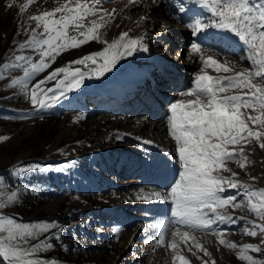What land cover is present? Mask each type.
Instances as JSON below:
<instances>
[{"label":"rangeland","instance_id":"obj_1","mask_svg":"<svg viewBox=\"0 0 264 264\" xmlns=\"http://www.w3.org/2000/svg\"><path fill=\"white\" fill-rule=\"evenodd\" d=\"M47 1L36 0L22 12L21 5L26 0H0V66L10 63L16 55H31L33 60L38 59L30 49L21 50L20 45L28 39L31 28L35 27V22L30 21L28 17L53 8ZM124 3V0L114 4L100 1L104 9L115 10L114 18L101 29L100 41H90L61 53L48 69L31 79L29 88L38 80L44 79L53 69L68 66L73 60L101 51L106 46L104 40L110 42L125 31L133 38L143 36L144 43L148 38L149 43L146 42V45L149 51L167 60H174L177 50L173 48L171 54H167V45L163 41L157 45L158 41L152 39L153 36H156V39L171 37L168 31H162L168 22L156 16L157 12L149 11V14L147 12L144 15L143 11L134 10L140 8L138 5L128 6L124 13L127 7ZM153 6L158 13L162 12V6ZM138 16H146L148 19L141 24L143 19ZM151 18H154V21ZM114 19L118 23L117 27L113 25ZM133 27L137 29L130 34ZM131 60L133 62L131 58L128 63H131ZM180 62H185L184 57ZM71 66L87 71L83 65ZM135 66L141 67L134 64ZM123 67L121 59L104 76L86 77L80 89L68 93L65 99L52 108L43 110H38L31 104L30 94L26 95L19 86H10L13 78L23 75L22 69H12L0 76V137H7L6 140H0V193L4 194L0 199H6L7 194L13 191L17 192V199L0 209V216L19 219L16 207L20 202L30 201L32 214L22 215L20 223L55 222V228L49 229L32 243H38L47 237L53 247L43 252L60 251V256L54 260L57 264H71L73 260H76L77 264H171V251L155 243L159 238V230L152 227L170 218L171 209L157 215L147 207L149 200L137 199V195L149 193L148 186L141 182L145 169L140 171L132 164L124 173L117 156L125 158L129 151H132L133 156L128 159L134 163L140 158V164L145 167L150 164L155 154L152 150H135L140 148L136 141L148 139L152 143L165 145L174 153L172 140L164 132L160 133L159 128L153 124H148V127L139 133V126H144V123L138 124L139 119H129V122L124 123L120 119L107 118L100 110L103 105L91 95L97 91L101 82L113 79ZM199 67L200 64H197L192 73H189L191 80L184 84L182 91L191 86L193 73ZM129 73L128 71L124 77ZM54 84L55 81L50 80L43 87L47 89ZM69 95H73L77 100H70ZM79 95L82 97L79 98ZM179 98L181 97L178 95L172 100L174 102ZM154 127L156 131L152 129ZM118 136L121 138L118 139ZM247 151L251 163L245 169H240L235 163H229L228 166L238 173L237 179L243 183L253 188L264 187V150L253 145ZM98 154L104 155V158L98 157ZM93 156L99 161H93ZM17 167L27 171L16 175L14 169ZM7 182L18 184L13 183V188L7 189ZM229 192L234 194L235 190L230 189ZM140 205L144 207L137 209ZM41 211V218H37V213ZM227 214L242 219H237L236 223L218 222L213 226L225 233V239L237 244H260L259 236L249 237L242 233L247 220H256L254 215L246 209L232 208L227 209ZM172 230L166 229V242L172 239ZM57 235L59 239L56 238ZM194 235L211 256L206 257L198 252L197 255L201 259H197L184 249L183 254L190 264H202V260H207L209 264L212 260L216 264H245L237 259L236 250L220 245L215 235L201 231H196ZM193 251L196 250L193 248ZM249 254L264 258L259 253ZM68 257L71 258L70 262Z\"/></svg>","mask_w":264,"mask_h":264},{"label":"snow or ice","instance_id":"obj_2","mask_svg":"<svg viewBox=\"0 0 264 264\" xmlns=\"http://www.w3.org/2000/svg\"><path fill=\"white\" fill-rule=\"evenodd\" d=\"M35 2L26 0L21 11ZM178 11L190 19L186 27L197 40H203L199 33L216 29L223 33L220 39L229 46L239 41L244 55L239 61L221 59L218 52L202 47L201 43L190 44L189 55L198 59L200 67L193 73L191 86L179 93L181 98L169 104L167 117V133L175 149L174 154L167 155L178 164V177L166 192L152 191L137 195V199L170 202L172 218L152 227L159 230L155 243L171 251V264H190L184 249L197 259H201L198 252L211 256L197 240L196 231L215 235L220 245L236 250L237 259L245 264H264V258L249 254L259 253L264 257V187L253 188L243 183L228 166L235 163L243 170L251 163L247 149L256 145L264 150V0H179ZM114 12L101 7L100 0H57V6L28 17L35 27L20 49H30L38 59L16 55L10 63L0 66V76L12 69H22L23 75L13 78L10 86H19L26 95L30 94L31 104L38 110L52 108L68 93L80 89L86 77H102L119 60L149 51L143 36L133 38L127 31L121 32L110 42L104 40L106 46L101 51L53 69L29 88L31 79L48 69L61 53L90 41H100L101 29L114 18ZM243 61L249 66H241ZM71 65H83L87 71ZM50 80L55 81L54 86L45 89L43 85ZM143 143L152 141L143 140ZM25 171L21 167L14 169L16 175ZM230 189L235 193H230ZM3 195L0 193V197ZM16 199L17 192L7 194L6 199H0V209ZM228 208L246 209L260 221L247 220L242 229L243 235L259 236V245L229 241L223 231L213 227L218 222L236 223L242 219L228 215ZM55 227V222L25 224L0 216L3 264H57L38 257V253L53 247L47 237L32 243ZM169 228L173 229L172 239L166 242ZM202 264L209 262L202 260ZM211 264L216 262L212 260Z\"/></svg>","mask_w":264,"mask_h":264},{"label":"bare ground","instance_id":"obj_3","mask_svg":"<svg viewBox=\"0 0 264 264\" xmlns=\"http://www.w3.org/2000/svg\"><path fill=\"white\" fill-rule=\"evenodd\" d=\"M19 1H23V0H19ZM61 2H62V0H61ZM176 2H179V0H168V2H166V0H165V3L167 4L166 5V7H165V10H167V12H168V14L171 16V18H172V20L174 21V22H176V23H178V22H182L183 24H185V27L184 28H179L180 26H178V27H176L175 29L173 28L172 30H173V34H175V36H178V37H180V38H183L184 39V41H189L188 40V36H189V30H188V27H186V25L188 24V21H187V18H188V16L185 14V13H179L178 12V10H177V7H176ZM47 3L51 6V7H54L55 5H57V0H48L47 1ZM136 4V5H135ZM140 6V8H142V5H139L138 3H134V4H132V3H125V5L124 6H127L126 7V9H124V13H125V11L127 10V8H128V6H133V7H135V6ZM189 7H191V5H189ZM128 10H130V9H128ZM136 10H140L139 8L138 9H136ZM172 10L174 11V13L175 14H173L172 13ZM149 11H151L152 13H154V12H157L158 13V11H156L155 9H152V7L151 8H147V9H145L143 12H144V15L145 14H147V12H148V14H149ZM147 16V15H146ZM146 16H145V18H146ZM148 18H146V19H143L142 21H141V24H143L146 20H147ZM152 19V18H151ZM185 19V20H184ZM150 20V19H149ZM118 23H116V20L114 19L113 20V25L114 26H116ZM168 24H170V23H168ZM117 27V26H116ZM137 29V27H133V28H131V31H130V34H133V30H136ZM117 30V29H116ZM147 36H149V33H147ZM198 36H202L203 38H204V35H203V33H199L198 34ZM193 42V41H196V42H199L200 40H197L196 39V37H193L192 36V39L190 40V42ZM182 42V45H185L184 43H183V41H180V43ZM131 58V56L130 57H125V58H123L122 60H123V64H125V66L124 67H126V70H127V72H125V74H127L128 73V71L130 72L126 77H124V78H127V79H129L130 81H131V86H135V85H141V84H144V82H142V78L140 77V73L137 71V72H135L136 73V75H134L135 73H131V71H132V68H129L130 66H127V64H128V61H129V59ZM193 59H194V57H192V59H190V61H189V63L188 62H185L184 63V65L185 66H190V67H194V66H196V64H193L192 62H193ZM162 67L163 68H168L166 65H162ZM184 69V68H183ZM131 70V71H130ZM147 80H150V78H147ZM141 87V86H140ZM121 121H124V123H126V122H129V120L125 117V116H123V117H121V119H120ZM141 123H144V126L142 125V126H139V133L140 132H142V129H144V128H147L148 127V125L146 124V121L145 122H139L138 124L140 125ZM123 124V123H122ZM153 130H155V127L154 128H152ZM156 131V130H155ZM167 177L168 178H172V175L169 173V175H167Z\"/></svg>","mask_w":264,"mask_h":264},{"label":"trees","instance_id":"obj_4","mask_svg":"<svg viewBox=\"0 0 264 264\" xmlns=\"http://www.w3.org/2000/svg\"><path fill=\"white\" fill-rule=\"evenodd\" d=\"M4 177L5 176H3V178ZM13 183L14 182H12V183H8L7 182L6 183L7 189L13 188L12 187ZM16 184H18V182L14 183V185H16ZM31 205H32V203L30 201L29 202H24V201L20 202L19 205L16 207L18 212H19V219H14V220H16L18 223H20V218L22 217V215H28V216L31 215L32 214V208H31L32 206ZM41 216H42V211L38 212L36 217L37 218H41ZM34 220L38 221L37 219H34ZM32 222L36 223L35 221H32ZM59 254H61L60 251H57L55 253H52L51 251H49L48 253L42 251V252L38 253V257L41 258L42 260H45V262H47V261H50V260H52V261L57 260L58 257L60 256ZM67 259H68L69 262L71 261L70 257H68ZM0 264H3L2 258H0ZM71 264H77V261L73 260Z\"/></svg>","mask_w":264,"mask_h":264}]
</instances>
